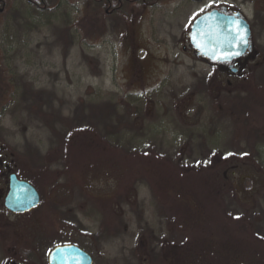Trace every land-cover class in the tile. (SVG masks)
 I'll return each mask as SVG.
<instances>
[{
	"label": "rangeland",
	"instance_id": "obj_1",
	"mask_svg": "<svg viewBox=\"0 0 264 264\" xmlns=\"http://www.w3.org/2000/svg\"><path fill=\"white\" fill-rule=\"evenodd\" d=\"M221 6L251 26L241 75L189 44L192 21ZM97 8L9 0L0 11V158L42 193L33 212L7 216L17 251L0 225V264L27 263L28 247L29 264H48L68 240L93 264H264V0ZM91 107L98 119L116 110L117 134L62 141L63 123L78 115L86 125ZM49 153L47 176L35 174L31 164Z\"/></svg>",
	"mask_w": 264,
	"mask_h": 264
},
{
	"label": "water",
	"instance_id": "obj_2",
	"mask_svg": "<svg viewBox=\"0 0 264 264\" xmlns=\"http://www.w3.org/2000/svg\"><path fill=\"white\" fill-rule=\"evenodd\" d=\"M188 40L197 57L213 63L230 62L252 49L251 27L241 11L226 6L213 8L196 17ZM238 53V54H237ZM40 195L28 181L9 176V189L4 198L6 209L23 213L37 207ZM48 264H93L92 256L73 244L56 245L47 255Z\"/></svg>",
	"mask_w": 264,
	"mask_h": 264
},
{
	"label": "trees",
	"instance_id": "obj_3",
	"mask_svg": "<svg viewBox=\"0 0 264 264\" xmlns=\"http://www.w3.org/2000/svg\"><path fill=\"white\" fill-rule=\"evenodd\" d=\"M8 1L9 0H0V11H2L4 7L7 6ZM26 1L31 6V8L35 11H47L50 9V0H26ZM190 1H199V0H190ZM88 2L93 5H96L98 7L97 11L99 12L105 11L106 9V10H110V13L112 14L119 13L122 15L123 13H121V10H122L121 8L124 5H128L130 8H132L133 11L139 12L144 7L146 2L150 3V0H88ZM208 83L209 81L203 82V85L205 88L207 87ZM90 110H91V114L89 118L87 119L86 125H84L83 121L81 120H80L81 121L80 123V121L78 120L80 119V116L78 115L70 119V121H68L67 123H63V125H65V128H67V130L62 136L63 137L62 141L64 140V137H65L67 139H70L71 143H74L72 142L74 141V139H71V138L73 137V135L75 136V133L78 136H84V134H90L92 136L98 137L101 141H104V140L106 141L107 139L109 140L110 137H113L114 135L117 134L116 128L112 126V124L114 123L113 115H117L116 110L113 109V112L111 111L112 112L111 115L109 114L105 118L101 116L100 119H98L99 115L95 113L93 107H91ZM51 116L54 117L56 116V114L53 112ZM55 124L56 122L53 121L51 123V128H54ZM120 133L121 132H118V134ZM37 159L38 160H36V163L34 162V164L33 163L31 164L32 166L31 169L35 172V174L38 173L39 176H43V177L47 176V174L49 173L48 167L50 166L52 155L50 153L43 154V155L38 156ZM66 172H67L66 170H61L59 173L63 175ZM17 173H19V171ZM53 175L54 174L52 173V177ZM21 176L28 179L30 182L31 181L36 182V177H33L31 175L30 176L21 175ZM244 180H247V178H244ZM67 183L75 184L76 182L67 179ZM260 212H261L260 214L263 213V211H260ZM258 223H261V222L259 221L257 222V224ZM263 226H264V222H263ZM257 230H258V227H257ZM100 232H101V229L99 230V233ZM99 233L97 235H99ZM34 252L35 250L32 247L26 248V251H25L26 258H33ZM154 260L157 264H162V258L157 257Z\"/></svg>",
	"mask_w": 264,
	"mask_h": 264
},
{
	"label": "flooded vegetation",
	"instance_id": "obj_4",
	"mask_svg": "<svg viewBox=\"0 0 264 264\" xmlns=\"http://www.w3.org/2000/svg\"><path fill=\"white\" fill-rule=\"evenodd\" d=\"M227 9L230 10V11H236V10H232V9H229V8H227ZM250 51L251 50H249L247 53H245V55L242 56L241 58L233 59L230 62L213 63V62H210V61H207V60L206 61L209 64L214 65V66H216L218 68H226V70H227L226 73L227 74L241 75V74H243L242 70L245 68V66L247 64V57L246 56H247V54ZM12 163H13L12 159L9 162H7L2 157L0 158V225L3 226V227H5L6 225H8V226L10 225L11 226V233L15 236V239L11 240V242H10L12 244L11 249L17 251V249L21 248L20 239H18V237H20V236H19V234H17L18 232L15 231L16 228L18 227V225L15 227L14 225L16 223H12V221L9 220L7 218V216H12L13 218L14 217L19 218V217H21L23 215H26V214H29V213L33 212L34 210H36L38 208L39 205L37 207H35V208H33V209L29 210V211L23 212V213L12 212V211L6 209V207L4 206V198H5V196H6L7 192H8V189H9V176L11 174H15L18 179L26 180L31 185H33L28 179L22 177L21 175H19V173H17L15 171V166L12 165ZM11 165L13 167H10ZM36 190H37V188H36ZM38 193L40 195V202H41V200H42L41 196L42 195H41V193L39 191H38ZM17 229H19V228H17ZM68 230L71 231L70 229H68ZM73 236H74V233H73ZM61 244H73V245H76L77 247L85 250L84 248H82L79 245V242L76 241V240H73V241L68 240L67 242L58 243V244H55L53 246L61 245ZM86 252H88V251H86ZM32 259L33 258H27L26 260L31 261ZM5 262H6L5 264H29L30 263V262L26 263V262H22L21 260H14V259H6Z\"/></svg>",
	"mask_w": 264,
	"mask_h": 264
},
{
	"label": "snow or ice",
	"instance_id": "obj_5",
	"mask_svg": "<svg viewBox=\"0 0 264 264\" xmlns=\"http://www.w3.org/2000/svg\"><path fill=\"white\" fill-rule=\"evenodd\" d=\"M238 54V53H237Z\"/></svg>",
	"mask_w": 264,
	"mask_h": 264
}]
</instances>
